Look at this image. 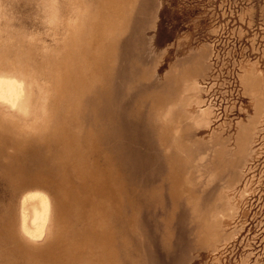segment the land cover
<instances>
[{
    "label": "rangeland",
    "instance_id": "obj_1",
    "mask_svg": "<svg viewBox=\"0 0 264 264\" xmlns=\"http://www.w3.org/2000/svg\"><path fill=\"white\" fill-rule=\"evenodd\" d=\"M0 264H264V0H0Z\"/></svg>",
    "mask_w": 264,
    "mask_h": 264
}]
</instances>
